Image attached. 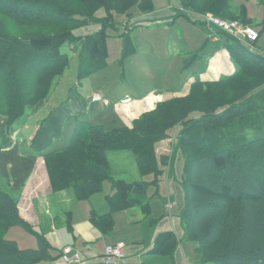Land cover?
I'll list each match as a JSON object with an SVG mask.
<instances>
[{"label": "trees", "instance_id": "trees-1", "mask_svg": "<svg viewBox=\"0 0 264 264\" xmlns=\"http://www.w3.org/2000/svg\"><path fill=\"white\" fill-rule=\"evenodd\" d=\"M133 8L141 15L154 11L151 0H0L1 16L40 29L27 37L0 31V117L10 123L27 106L48 97L54 80L68 67V56L60 51L64 44L77 53L79 80L102 69L108 55V32L119 31L114 15L124 16L118 36L122 57L132 55L130 33L138 26ZM101 9L104 14L97 16ZM172 12L149 23L171 24L183 16L207 31L203 16L211 14L250 25L245 6L233 10L231 0H178ZM217 35L231 41L226 46L235 65L231 75L192 82L186 95L156 103L134 119L131 127L106 130L79 121L67 145L42 155L43 164L51 190L71 189L78 201L110 183L113 192L105 197L107 213L92 211L89 219L102 235L111 233L113 215L118 212L138 208L148 217L147 192L152 188V196L157 194L169 168L183 194L179 214L183 238L197 244L199 263L264 264V55L245 50L241 42L221 31ZM177 126L179 130L170 137ZM167 138L174 141L170 154H157L155 144ZM109 150L132 152L139 174L150 179H114L106 158ZM177 161L181 169L176 179ZM17 204L0 190V264H38L61 258V253L53 257L54 249L46 238L20 217ZM150 222L154 225L156 220ZM14 226L29 231L37 247L20 249L15 241L4 239ZM177 245L172 232H159L149 253L172 256Z\"/></svg>", "mask_w": 264, "mask_h": 264}, {"label": "rangeland", "instance_id": "rangeland-1", "mask_svg": "<svg viewBox=\"0 0 264 264\" xmlns=\"http://www.w3.org/2000/svg\"><path fill=\"white\" fill-rule=\"evenodd\" d=\"M166 1L151 0L154 11L168 6ZM231 3L233 10L245 6L250 19L249 26L259 32V38L253 46L249 43H241V46L245 50L264 53V0H231ZM131 12L134 17L141 15L137 8ZM102 14V9L97 12V16ZM114 20L120 22L119 31L108 32V55L102 69L79 80L77 53L64 44L60 51L67 54L68 67L61 77L54 80L48 97L27 106L22 115L10 123L3 116L0 117V190L10 197L19 199L23 185L27 186L33 170H45L41 162L42 155L67 145L77 122L99 124L106 130L131 127L134 119L153 109L156 103L186 95L192 82L221 79L235 70L226 47L231 41L223 35H217V42H211L204 27L192 24L183 16L171 24L149 23L148 18L140 19L138 26L130 33L135 52L122 57V40L118 36L123 32L121 22L124 16L114 15ZM39 30L38 27L30 29L17 25L0 15V31L10 36L27 37L30 33L38 34ZM207 39L209 42L204 45ZM178 130V126L171 130L170 137L175 136ZM171 142L167 138L156 143L155 152L170 154ZM106 158L114 179H150L139 174L135 156L129 150H109ZM176 167L180 170V163ZM165 177L166 174L160 179L156 195L152 196V188L147 192L150 196V215L144 217L138 208H134L122 211V214H131L126 220L135 216V219L139 217V221H147L160 211L167 197ZM47 186L46 191H39L38 197H31L35 217L45 219L39 226L30 224L31 230L35 232L45 231L43 225L48 227L51 224L49 215L63 218L70 211L74 219H82L91 208L104 207L105 197L113 192L110 183L105 182L100 192L85 201H78L71 189L53 192L50 188L48 191ZM45 210L48 215L44 214ZM131 229H134V225ZM46 231H49L48 228ZM4 239L15 241L20 249L37 247L36 238L19 226L11 227ZM196 246L195 242L181 241V247L191 259V264H200Z\"/></svg>", "mask_w": 264, "mask_h": 264}, {"label": "crops", "instance_id": "crops-1", "mask_svg": "<svg viewBox=\"0 0 264 264\" xmlns=\"http://www.w3.org/2000/svg\"><path fill=\"white\" fill-rule=\"evenodd\" d=\"M165 4H168V6L163 8L160 7L157 11H153L149 14L134 17L133 21L136 22L143 18L152 20L169 17L173 13L172 10L178 7V0H167ZM262 54L264 55V53ZM222 76L225 75L222 74ZM217 79L218 78H212L209 80ZM41 162L42 165H44L43 159H41ZM179 163L180 162L177 161L178 166ZM165 172V194L167 196L166 203H162L160 211L150 219L156 220L154 225L150 222V220L139 221V217L135 219V216L126 220V217H129L131 214H122L124 212L123 211L113 215L115 222L111 233L108 235H102L92 227L89 219L92 211L97 215L107 213V203L104 207L100 206V208H91V210L87 213V216L82 217L80 220L74 219L73 214L70 211L65 213L63 216V218H65L64 220L63 218L57 216L50 217L49 215L48 219H51V224H49L48 227L43 225L45 231L39 233L46 238L47 242L54 249V251H52V256L57 257L63 249L70 248L72 252L77 251L80 253L82 257L81 264H101L98 257L102 253L103 248L108 245L122 243L125 246V253L127 257L125 264H191V259L186 255L185 250L181 247V241L184 239L179 219V214L183 207L182 190L176 183L175 179H173V174L168 173L169 168H166ZM35 173L37 174L35 175ZM175 175L177 176L176 179L180 175V170H178L176 166ZM46 184L49 185L46 171L36 169L33 170L31 179H28L27 186L24 187L23 185L19 199H17L19 215L29 225L35 224L36 226H39L41 222H45V219L40 220L35 217L32 199L34 196H39V191H46ZM47 187L48 191H50V186ZM168 203L171 204L170 210H167L166 208V204ZM44 214L48 215L49 213L45 210ZM132 225H134L133 230L131 229ZM57 226H62L63 228H58ZM47 228L49 231H46ZM68 228L70 230H68ZM163 231H170L176 236L178 245L172 256H157L149 253L155 235ZM38 264L64 263L61 258L57 257L53 261L41 262Z\"/></svg>", "mask_w": 264, "mask_h": 264}, {"label": "built area", "instance_id": "built-area-1", "mask_svg": "<svg viewBox=\"0 0 264 264\" xmlns=\"http://www.w3.org/2000/svg\"><path fill=\"white\" fill-rule=\"evenodd\" d=\"M211 41L217 42V32L221 31L241 43L253 44L258 39V33L249 25L241 24L237 21L224 20L211 14L203 16ZM98 99V98H96ZM167 210L171 209V204H166ZM61 260L64 264H81L82 257L79 252H72L70 248H65L61 252ZM101 264H125L127 261L125 246L122 243L108 245L103 248L98 257Z\"/></svg>", "mask_w": 264, "mask_h": 264}]
</instances>
